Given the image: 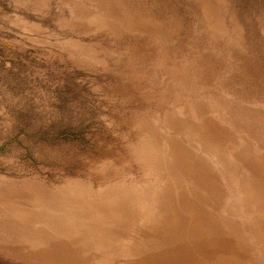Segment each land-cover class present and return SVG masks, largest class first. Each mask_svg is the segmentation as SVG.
<instances>
[{
	"label": "bare ground",
	"instance_id": "bare-ground-1",
	"mask_svg": "<svg viewBox=\"0 0 264 264\" xmlns=\"http://www.w3.org/2000/svg\"><path fill=\"white\" fill-rule=\"evenodd\" d=\"M188 1L202 10L197 39H181L165 0H28L72 34L66 44L1 13L44 35L32 53L86 76L107 105L100 152L65 156L72 168L55 178L7 181L0 259L264 264V90L250 82L264 84V35L254 52L228 1Z\"/></svg>",
	"mask_w": 264,
	"mask_h": 264
},
{
	"label": "rangeland",
	"instance_id": "rangeland-1",
	"mask_svg": "<svg viewBox=\"0 0 264 264\" xmlns=\"http://www.w3.org/2000/svg\"><path fill=\"white\" fill-rule=\"evenodd\" d=\"M226 2L241 22L245 44L258 53L251 46L260 47V38L264 35V0ZM163 5L166 8L162 7L160 13L164 17L171 16L172 11L180 15L181 39L199 37L202 21L199 7L188 0H165ZM55 7L52 6L54 10ZM2 12L15 16L11 19H16L20 26L38 32L52 30L53 36L65 44L71 38L67 30L62 32V26L54 25L53 15L46 18L39 15L28 0H0V15ZM4 23L0 20L1 193L9 180L14 181L9 182L11 185L21 184L16 176L37 173L55 178L72 168L73 163L65 160V156L77 159L79 155L100 152L103 147L96 141L95 134L103 132L98 115L107 105L100 103L99 97L92 93L91 82L85 80L86 76L68 70L63 62L43 60L32 53L35 50L32 39H39L35 34H25L18 27ZM43 38L44 35L40 39ZM20 42L28 45L25 47ZM243 67L250 72L248 63L244 62ZM212 74L205 76L212 77ZM249 76L253 75L248 73ZM257 80L258 77L250 81L253 87L264 90V84H255ZM0 264L8 263L0 259Z\"/></svg>",
	"mask_w": 264,
	"mask_h": 264
}]
</instances>
